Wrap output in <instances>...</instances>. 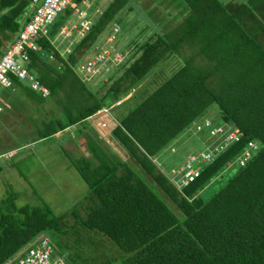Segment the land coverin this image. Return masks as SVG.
I'll list each match as a JSON object with an SVG mask.
<instances>
[{
	"label": "trees",
	"instance_id": "trees-1",
	"mask_svg": "<svg viewBox=\"0 0 264 264\" xmlns=\"http://www.w3.org/2000/svg\"><path fill=\"white\" fill-rule=\"evenodd\" d=\"M30 1L0 0V38L15 39L28 20ZM81 2L73 0L74 6ZM130 3L108 1L64 55L67 42L59 29L74 7L56 18L49 36L39 39L40 50H28L25 64L49 89L46 97L11 76L18 101L23 96L49 105L47 118L33 123L39 139L72 126L95 131L101 108L120 99L132 103L120 115L115 111V118H103L101 130L111 138L87 134V154L72 160L88 186L84 215L73 208L71 223L45 201L18 206L14 189L0 200V264L41 234L67 264H264V0H168L166 17L172 21L159 24L166 28L134 40L133 54L106 80L91 84L76 66L114 24L120 26L119 15ZM184 45L192 49L188 58ZM160 63L166 71L157 70L145 84L154 87L145 93L139 83ZM213 104L221 123L238 128L242 136L200 165L199 175L178 190L153 159L194 120L211 119L204 114ZM109 139L123 146L127 160L102 143ZM250 140L257 148L240 166L236 159ZM231 167L234 172L226 174Z\"/></svg>",
	"mask_w": 264,
	"mask_h": 264
},
{
	"label": "rangeland",
	"instance_id": "rangeland-1",
	"mask_svg": "<svg viewBox=\"0 0 264 264\" xmlns=\"http://www.w3.org/2000/svg\"><path fill=\"white\" fill-rule=\"evenodd\" d=\"M221 1L228 2L230 0ZM167 2L168 0H131L130 6L125 7L119 15L120 31L116 34L114 45L125 53L128 51V45L133 44L134 40L140 42L155 30H164L166 27L159 26L160 21L167 24L172 21L170 17H166L167 11L171 9L166 7ZM261 11L263 13L260 14L264 17V10L261 9ZM69 20L76 21V17L72 15ZM11 39H14L13 35H10L9 38L3 36L0 38V54L11 43ZM184 47L188 58L192 54L190 53L192 49L185 45ZM177 57L182 59L179 55ZM200 59L195 57V60H199V62ZM18 61L22 63L20 60ZM162 62L167 63L166 60ZM164 63L158 64L151 74L139 83L143 91L154 87L151 82L146 88L145 84L151 78H155L158 69L162 68L166 71ZM101 79L106 80L104 76H97L91 79V84H96ZM14 92L10 87L5 88L4 95L0 97L2 106L0 112V200L5 198L11 189H14L18 192L16 200L18 206L39 205L45 201L55 214H65V218L72 223L74 221L73 208H76L81 215L85 214L86 201L83 196L88 190L87 184L72 165V160L77 161L78 158L87 154L84 144L87 134L91 133L102 139L99 137L100 135L109 136L110 133L102 131L101 128L104 127L95 121V131L78 130L76 126H72L53 137L39 139L33 123H39L42 119L47 118L49 105L47 103L37 104L23 96L18 101ZM131 103L132 100L126 101L114 112L98 115V117L103 119L106 115H110L115 118V111L125 112ZM204 115L209 116L214 124L221 123L219 107L216 104L211 105L209 111ZM109 138L111 137L109 136ZM209 139L210 137L204 132L194 133L192 130L186 129L169 147V150L166 148L157 158H154L156 161L154 162L158 167L160 166L162 172L170 173L172 169L185 162L188 153L191 151L196 153L197 149H202L204 144L210 141ZM107 141L108 144L102 143L115 152L120 159H128V153L119 142L111 139ZM193 165L196 166L197 162L194 161ZM233 172L232 167L225 170L226 174ZM227 176L225 175L224 178ZM218 181L220 180L212 181L201 193L202 196L206 197L213 191L219 184Z\"/></svg>",
	"mask_w": 264,
	"mask_h": 264
},
{
	"label": "built area",
	"instance_id": "built-area-1",
	"mask_svg": "<svg viewBox=\"0 0 264 264\" xmlns=\"http://www.w3.org/2000/svg\"><path fill=\"white\" fill-rule=\"evenodd\" d=\"M94 1L82 0L81 6H74L73 0L30 1L29 12L27 13L28 20L23 23L14 41L0 54V97L5 88L12 86L11 76L25 82L32 90L40 93L43 97L49 94V89L41 84L25 66L28 62V50H40L39 39L49 36L50 28L56 18L67 6L72 5L76 21H67L59 29V36L67 42L65 48L61 50V55L70 53L71 46L77 42L78 38L85 36L93 25L94 16L89 13L88 8L92 6ZM95 13H100V11L97 10ZM119 31L120 26L114 24L111 32L103 42L95 44L78 63L76 70L84 79L91 80L97 76H104V79H106L113 70L112 67L125 61L126 53L122 52L113 43ZM48 58L53 59V54H49ZM121 102L122 99L115 101L110 106L101 108L95 116L110 114L111 109L119 106ZM1 111L2 106L0 105ZM89 118L92 117L90 116ZM95 121L100 126H106V122L100 117H97ZM187 129L192 130L194 133H206L210 137V141L206 142L202 149H197L196 153L192 151L188 153L185 162L172 169L170 173L163 172L178 190H181L199 175L200 165L211 162L216 155L224 151L232 143L239 141L242 136V132L238 128L228 123L214 124L211 119L203 117L194 120ZM256 148L257 143L250 140L247 143V148L236 159V163L244 166L252 155L251 151ZM172 150L175 149L172 148ZM194 161L197 162L196 166L193 165ZM232 165L233 162L228 163V166ZM1 264L67 263L56 253V247L49 237L41 234L16 251L12 256L6 258Z\"/></svg>",
	"mask_w": 264,
	"mask_h": 264
},
{
	"label": "crops",
	"instance_id": "crops-1",
	"mask_svg": "<svg viewBox=\"0 0 264 264\" xmlns=\"http://www.w3.org/2000/svg\"><path fill=\"white\" fill-rule=\"evenodd\" d=\"M108 1H110V0H98L97 3L95 2V3L93 4V8H91L92 10L90 9L91 12H94L95 8H98V9L102 10V9L106 6V3H107ZM102 7H103V8H102ZM93 16H96V14H93ZM11 43H12V41H11ZM9 45H10V44H9ZM9 45H8V46H9ZM136 45H137V43H135V44H131V45H128V47H127V50H128V51L125 52L126 55H128V57H130V56L133 54V51H134ZM8 46H7V47H8ZM126 57H127V56H126ZM112 68H113V67H112ZM117 113H118V115L121 114V113H119V111H117Z\"/></svg>",
	"mask_w": 264,
	"mask_h": 264
},
{
	"label": "clouds",
	"instance_id": "clouds-1",
	"mask_svg": "<svg viewBox=\"0 0 264 264\" xmlns=\"http://www.w3.org/2000/svg\"><path fill=\"white\" fill-rule=\"evenodd\" d=\"M95 2V1H94ZM93 2V3H94ZM93 5V4H92ZM88 10H90V8H88ZM97 10H99L100 11V13L102 12V10H100V9H98V8H95V10H94V12H92V15L93 14H96V16L99 14V13H95ZM90 12V11H89ZM94 19H95V16H94ZM11 44V43H10ZM8 48V47H7ZM6 50V49H5ZM123 100V99H122Z\"/></svg>",
	"mask_w": 264,
	"mask_h": 264
}]
</instances>
